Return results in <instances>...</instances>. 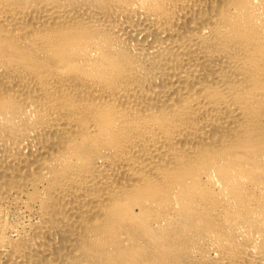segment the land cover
Instances as JSON below:
<instances>
[{"label":"bare ground","instance_id":"obj_1","mask_svg":"<svg viewBox=\"0 0 264 264\" xmlns=\"http://www.w3.org/2000/svg\"><path fill=\"white\" fill-rule=\"evenodd\" d=\"M0 264H264V0H0Z\"/></svg>","mask_w":264,"mask_h":264}]
</instances>
